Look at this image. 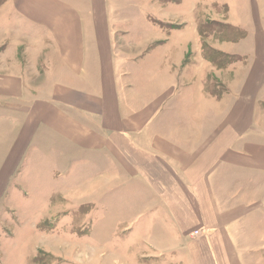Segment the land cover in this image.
<instances>
[{
	"label": "crops",
	"instance_id": "0c3cea01",
	"mask_svg": "<svg viewBox=\"0 0 264 264\" xmlns=\"http://www.w3.org/2000/svg\"><path fill=\"white\" fill-rule=\"evenodd\" d=\"M13 2L41 37L0 62L5 185L46 156L60 186L142 208L122 233L145 246L137 264H264V0L244 6L247 30L203 3L240 38L204 42L196 14L131 44L106 0ZM203 43L240 59L219 67Z\"/></svg>",
	"mask_w": 264,
	"mask_h": 264
},
{
	"label": "rangeland",
	"instance_id": "374dc122",
	"mask_svg": "<svg viewBox=\"0 0 264 264\" xmlns=\"http://www.w3.org/2000/svg\"><path fill=\"white\" fill-rule=\"evenodd\" d=\"M106 1L112 12L110 18L114 20L115 29L134 33L132 37L123 38L129 44L132 40L147 42L143 40L146 35L151 39L152 23L164 31H173L190 26L188 22L196 14L198 20L202 21L223 19L226 16L222 5H204L205 1L227 5L230 9V24L242 23L243 28L246 27L244 20L248 21L249 18L244 9L248 0ZM14 2L0 0V62L4 60L10 65L18 60L24 61L20 57L31 49L27 47L28 44L34 45V34L41 37L40 31H34L32 24L22 17ZM176 16L180 18L178 21ZM243 33L242 30H235L232 36L240 38ZM211 40L208 38V41ZM205 45L210 47L203 43V47ZM192 60L195 59L189 61ZM33 162L29 166L30 171L25 174L22 171L8 185H5L6 176L0 168V264H115V260L126 264H137V260L142 262L145 246L139 244L130 249L133 240L122 235L142 208H130L127 201L124 204V199H114L116 192H112L111 196L107 192L104 198L94 183L85 189L62 187V177L51 173L50 160L46 156ZM142 225L137 233H143Z\"/></svg>",
	"mask_w": 264,
	"mask_h": 264
},
{
	"label": "trees",
	"instance_id": "16d2710c",
	"mask_svg": "<svg viewBox=\"0 0 264 264\" xmlns=\"http://www.w3.org/2000/svg\"><path fill=\"white\" fill-rule=\"evenodd\" d=\"M198 28L201 36L205 39L215 36L217 38H225L228 37L230 39H233L236 37V35L233 37L232 32H234L236 29H233L231 26L225 25L223 23L217 22L215 20H205L202 21L201 19L198 20ZM237 38V37H236ZM205 56L213 62L215 65H218L219 67H224L228 65L229 63L238 61L240 58L237 56H230L225 53H221L219 51L214 50L211 47H208L205 45L203 48ZM208 92H211L215 95H218V93L221 92V90L216 88V85L214 83L208 84V87L206 88Z\"/></svg>",
	"mask_w": 264,
	"mask_h": 264
},
{
	"label": "built area",
	"instance_id": "2783aa9c",
	"mask_svg": "<svg viewBox=\"0 0 264 264\" xmlns=\"http://www.w3.org/2000/svg\"><path fill=\"white\" fill-rule=\"evenodd\" d=\"M201 234H202L201 230H197V231H195V232L193 233V236H194V237H199V235H201Z\"/></svg>",
	"mask_w": 264,
	"mask_h": 264
}]
</instances>
